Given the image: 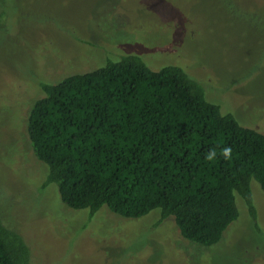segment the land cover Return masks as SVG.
<instances>
[{"label":"rangeland","instance_id":"1","mask_svg":"<svg viewBox=\"0 0 264 264\" xmlns=\"http://www.w3.org/2000/svg\"><path fill=\"white\" fill-rule=\"evenodd\" d=\"M135 54L181 66L207 101L264 133V0H0V218L31 264H264V191L209 246L158 208L126 218L63 204L26 132L42 82ZM197 79V80H196Z\"/></svg>","mask_w":264,"mask_h":264},{"label":"trees","instance_id":"2","mask_svg":"<svg viewBox=\"0 0 264 264\" xmlns=\"http://www.w3.org/2000/svg\"><path fill=\"white\" fill-rule=\"evenodd\" d=\"M40 88L26 132L66 206H106L126 218L158 208L203 246L236 219V195L254 216L250 180L264 191V133L207 101L181 66L153 70L124 54ZM226 147L230 161L220 155ZM213 149L215 160H206ZM0 264H31L26 243L1 218Z\"/></svg>","mask_w":264,"mask_h":264},{"label":"clouds","instance_id":"3","mask_svg":"<svg viewBox=\"0 0 264 264\" xmlns=\"http://www.w3.org/2000/svg\"><path fill=\"white\" fill-rule=\"evenodd\" d=\"M220 155H222L226 160L232 159V149L230 147L223 148L220 152ZM217 156V153L215 149L211 150L209 153L206 154V160L214 161Z\"/></svg>","mask_w":264,"mask_h":264}]
</instances>
